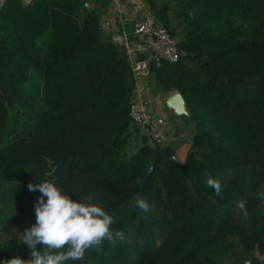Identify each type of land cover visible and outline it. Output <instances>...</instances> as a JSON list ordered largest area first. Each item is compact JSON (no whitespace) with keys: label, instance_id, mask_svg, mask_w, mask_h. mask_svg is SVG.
Masks as SVG:
<instances>
[{"label":"trees","instance_id":"1","mask_svg":"<svg viewBox=\"0 0 264 264\" xmlns=\"http://www.w3.org/2000/svg\"><path fill=\"white\" fill-rule=\"evenodd\" d=\"M145 1L178 38L161 85L184 98L194 124L184 162L130 118L135 77L97 7L6 0L0 260L29 258L20 239L40 194L27 185L48 181L102 206L123 233L75 264H264V0H177L180 35L173 6Z\"/></svg>","mask_w":264,"mask_h":264},{"label":"clouds","instance_id":"2","mask_svg":"<svg viewBox=\"0 0 264 264\" xmlns=\"http://www.w3.org/2000/svg\"><path fill=\"white\" fill-rule=\"evenodd\" d=\"M209 183L217 193L220 191L218 184ZM27 187L40 194L34 204L35 222L22 232L20 239L31 250L30 256L23 259L16 255L0 260V264H75L84 259L87 250L105 240L115 243L123 239V233L112 227L113 216L102 206L84 201L74 192L73 198L53 182H30ZM134 206L148 208L142 198H136ZM238 206L243 209V202ZM41 248L43 252L39 251Z\"/></svg>","mask_w":264,"mask_h":264},{"label":"crops","instance_id":"3","mask_svg":"<svg viewBox=\"0 0 264 264\" xmlns=\"http://www.w3.org/2000/svg\"><path fill=\"white\" fill-rule=\"evenodd\" d=\"M86 4H89L90 9L97 7L99 10L100 25L106 34L111 35L116 30L124 29L131 38L134 37L137 20L147 11L145 0H89ZM172 5L175 6L176 2H172ZM172 65L174 64H164L165 67L161 68L152 66L150 76L147 78L135 77L132 101L144 100L148 104L160 126L172 133L170 144L176 149L177 159L184 162L191 146L194 124L185 104L180 109H176L167 103L172 96L177 94L161 85L162 80L169 82L172 76L169 70L172 68L169 67ZM178 132H184L185 139L178 138L176 136Z\"/></svg>","mask_w":264,"mask_h":264},{"label":"built area","instance_id":"4","mask_svg":"<svg viewBox=\"0 0 264 264\" xmlns=\"http://www.w3.org/2000/svg\"><path fill=\"white\" fill-rule=\"evenodd\" d=\"M5 2L0 0V13ZM111 40L127 56L136 78H147L152 66L161 68L164 64L179 62L177 39L151 10L137 20L133 38L124 29H120L111 34ZM129 116L147 132L152 142L160 145L170 143L172 133L160 126L144 100L132 101ZM176 136L183 139L186 137L184 132H178Z\"/></svg>","mask_w":264,"mask_h":264},{"label":"rangeland","instance_id":"5","mask_svg":"<svg viewBox=\"0 0 264 264\" xmlns=\"http://www.w3.org/2000/svg\"><path fill=\"white\" fill-rule=\"evenodd\" d=\"M157 1L159 3H168V4L171 5V7L173 6L172 2H177V0H157ZM172 8H173L172 10H173V13H174L173 17H174V26H175V30H176L175 32H176V35H180L182 33V31H184V29L186 27L185 23L181 20L182 17L179 15V14L183 13L184 10H183V7L181 6V4L178 7H176V8H175V6H173ZM146 9H147V11H145L144 14H146L148 12L149 7L147 6ZM144 14H142L141 16H143ZM178 17H180V18H178ZM183 20H184V18H183ZM165 65H167V64H165ZM175 65H172V67L173 66L175 67ZM172 67L170 66L169 68H172ZM140 89H142V86H140ZM143 89H145V88H143ZM143 131L144 130L140 129V132H143Z\"/></svg>","mask_w":264,"mask_h":264},{"label":"water","instance_id":"6","mask_svg":"<svg viewBox=\"0 0 264 264\" xmlns=\"http://www.w3.org/2000/svg\"><path fill=\"white\" fill-rule=\"evenodd\" d=\"M86 8L90 11V6L89 4H86ZM168 105L171 107H174L176 109H180L182 106H184L185 101L184 98L177 93L176 95L172 96L169 100H168ZM177 158V157H175ZM152 171V167L149 166L148 170H147V174H149ZM247 264H251L250 261L247 262Z\"/></svg>","mask_w":264,"mask_h":264}]
</instances>
